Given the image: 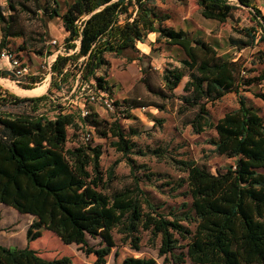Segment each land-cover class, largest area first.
Wrapping results in <instances>:
<instances>
[{"label":"trees","instance_id":"1","mask_svg":"<svg viewBox=\"0 0 264 264\" xmlns=\"http://www.w3.org/2000/svg\"><path fill=\"white\" fill-rule=\"evenodd\" d=\"M46 1L8 0V10L0 5V59L3 52L11 53V38L23 36L16 29L19 12L37 16L41 12L43 23L46 18H60L67 33L64 53L57 54L51 64L47 94L20 97L0 84V204L33 216L41 228L54 233L64 244L77 245L86 255H94L95 264H106L118 247L114 231L122 236V244L134 251L141 250L142 232H150L152 242L160 238L159 256L173 264H264V118L240 95L242 88L252 86L257 79L246 81L240 60L220 55L217 47L202 37L163 26L152 6L156 0H75L64 13L59 0L52 4ZM237 1L255 10V26L235 27L240 37L228 38L230 46L243 50L264 42V14L252 0ZM197 2L203 18L236 22L238 7L229 0ZM150 34H157L158 41L179 49L184 57L179 66L165 69L163 87L157 91L149 79L153 68L144 69L142 81L147 89L169 100L187 77L181 96L186 107L182 111L196 109L190 121L195 132L214 129L216 137L210 141L213 154L234 160L233 165L216 174L196 161H178L187 174L178 187L187 186L185 195L192 199L191 205L183 204L182 213L162 211L164 203L154 204L138 177L130 186L106 192L115 176L110 170L106 179L101 170V145L67 148L69 129L77 132L89 126L102 138H114L112 147L128 156L136 148L131 139L139 134L136 130L127 134L120 120H100L95 112L84 117L77 111H61L54 118L36 115L49 96L71 91L77 81L78 86L88 85L111 96L113 87L107 75L99 74L109 66L107 55L138 51L137 43ZM0 78L18 81L8 70L0 69ZM42 81L40 76L32 77V85L23 88L33 90ZM230 93L239 96V108L213 122L208 105ZM260 97L264 99V95ZM124 102V118H130V111L140 105ZM27 104L31 105L29 111L13 110ZM114 106L117 109L123 105L115 101ZM129 161L133 169L134 161ZM90 238L100 239L98 247L90 244ZM0 252V264H7L4 258L30 256L40 264L73 263L69 257L42 261L29 248L0 246ZM120 264L156 261L127 257Z\"/></svg>","mask_w":264,"mask_h":264},{"label":"rangeland","instance_id":"2","mask_svg":"<svg viewBox=\"0 0 264 264\" xmlns=\"http://www.w3.org/2000/svg\"><path fill=\"white\" fill-rule=\"evenodd\" d=\"M53 0H47L45 3ZM61 13L67 10V6L75 0H59ZM238 7L234 13L233 22L219 23L207 20L201 15L197 0H156L152 4L163 26L172 27L176 30H184L190 36L202 37L217 47L219 54L232 59L240 60L243 66V76L247 81L256 78L252 86L241 89L240 95L245 97L249 106L256 108L264 118V42L238 50L230 46V36L240 37L234 28L255 26V11L245 8L232 0ZM256 7L264 13V0H253ZM0 5L8 10V0H0ZM35 11V8H32ZM42 13L19 12L16 29L23 33L21 38H11L10 51L11 63L0 60V69L14 72L18 81L0 78V84L19 95L20 97H39L47 94L51 80V64L57 54L64 53V40L67 33L62 24V19L40 20ZM3 37L0 27V39ZM44 38L45 41L41 39ZM45 47V48H43ZM45 49V50H44ZM138 51H127L123 55H107L109 66L99 72L106 74L109 84L113 87V94L98 93L88 85L78 86V81L73 84L72 90L54 92L49 100L39 106L36 115L45 114L54 118L61 111L95 112L100 120L112 122L120 120L127 134L136 130L139 134L131 137L136 148L133 153L124 156L112 147L114 138L100 137L89 126H82L80 131L73 129L68 131L67 148H76L80 145H101L103 155L101 157V170L107 179L110 170L114 171V180L110 182L112 193L114 190L130 186L134 177L140 179L141 188L146 192L149 199L156 205L164 203L162 210L166 214L170 212L182 213L183 204L191 205L192 199L185 195L187 186L178 187L179 181L187 177L182 172L178 161H196L207 165L216 174L225 171L226 167L234 164V160L213 154L214 147L210 143L216 137L214 129H207L197 134L190 121L193 120L197 111L186 108L181 100L184 95V86L188 80L186 77L180 87L173 93V98L163 100L154 92H150L142 81L144 69L152 67L150 82L155 91L163 87L162 75L166 68L179 66V61L184 57L183 53L166 44L163 40L158 41L157 34H150L143 42L137 43ZM43 50L42 54L38 52ZM46 51L52 52L49 55ZM8 53V52H7ZM40 76L43 81L37 85L34 94L27 95L23 87L31 84V78ZM34 90V89H33ZM106 99L120 101V108L109 110L105 104ZM239 96L230 93L214 104H209L208 109L213 122L217 123L228 112L237 110L240 106ZM137 102L140 108L132 109L130 118H124L126 105ZM124 102V103H125ZM30 104L14 108V111L30 110ZM142 106H145L144 108ZM160 106H164L161 109ZM127 117V116H126ZM89 133L91 140L85 143V135ZM157 151V153H155ZM129 159H133L134 168ZM195 229L194 225L190 226ZM141 250L134 251L128 245L122 244V236L114 231V237L118 247L112 250L106 264H120L127 257L154 259L156 264H173L166 257L159 256L160 238L155 242L151 240V233L142 232ZM91 245L98 247L100 239H89ZM186 242H182L185 244ZM0 246L5 248H29L35 251L36 256L42 261L62 259L69 257L72 264H95L94 255H86L77 245H65L54 234L41 228L34 217L20 214L15 209L0 205ZM2 257V253L0 252ZM169 259V258H168ZM7 264H40L30 256L28 259L4 258ZM187 264H191L188 262Z\"/></svg>","mask_w":264,"mask_h":264},{"label":"built area","instance_id":"3","mask_svg":"<svg viewBox=\"0 0 264 264\" xmlns=\"http://www.w3.org/2000/svg\"><path fill=\"white\" fill-rule=\"evenodd\" d=\"M231 4H234L232 0H229ZM236 2L238 3V1L236 0ZM235 5V4H234ZM253 9V8H251ZM254 10V9H253ZM255 11V10H254ZM57 56V55H56ZM11 54L7 53V52H3L1 55V59L0 60H4V61H8L9 63H11ZM56 59V58H55ZM55 61V60H54ZM114 100L113 99H106L105 100V104L107 106V108L109 110H114L115 106H114ZM89 112L88 111H83L82 116H86ZM91 140V135L89 133H87L85 135V143H89Z\"/></svg>","mask_w":264,"mask_h":264},{"label":"bare ground","instance_id":"4","mask_svg":"<svg viewBox=\"0 0 264 264\" xmlns=\"http://www.w3.org/2000/svg\"><path fill=\"white\" fill-rule=\"evenodd\" d=\"M37 91H39L38 89H34V90H23V92L27 95H31L36 93Z\"/></svg>","mask_w":264,"mask_h":264},{"label":"crops","instance_id":"5","mask_svg":"<svg viewBox=\"0 0 264 264\" xmlns=\"http://www.w3.org/2000/svg\"><path fill=\"white\" fill-rule=\"evenodd\" d=\"M252 2H253V4H255V2L252 0ZM263 13V12H262ZM264 14V13H263ZM0 205H2V204H0ZM33 217V216H32ZM50 232V231H49ZM50 233H52V232H50ZM52 234H54V233H52ZM55 235V234H54ZM62 242V241H61ZM63 243V242H62ZM66 245V244H65ZM67 246H69V245H67Z\"/></svg>","mask_w":264,"mask_h":264}]
</instances>
